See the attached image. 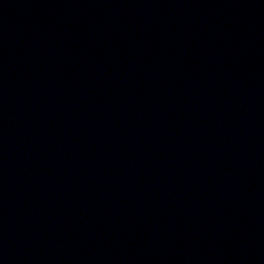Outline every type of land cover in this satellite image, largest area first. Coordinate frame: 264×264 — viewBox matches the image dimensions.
<instances>
[{
    "label": "water",
    "instance_id": "water-1",
    "mask_svg": "<svg viewBox=\"0 0 264 264\" xmlns=\"http://www.w3.org/2000/svg\"><path fill=\"white\" fill-rule=\"evenodd\" d=\"M0 264H264V0H0Z\"/></svg>",
    "mask_w": 264,
    "mask_h": 264
}]
</instances>
